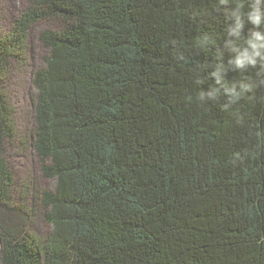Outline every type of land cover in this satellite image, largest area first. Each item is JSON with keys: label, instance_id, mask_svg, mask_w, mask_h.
Listing matches in <instances>:
<instances>
[{"label": "trees", "instance_id": "trees-1", "mask_svg": "<svg viewBox=\"0 0 264 264\" xmlns=\"http://www.w3.org/2000/svg\"><path fill=\"white\" fill-rule=\"evenodd\" d=\"M0 32V264H264V0H25ZM40 236L4 80L31 28Z\"/></svg>", "mask_w": 264, "mask_h": 264}, {"label": "rangeland", "instance_id": "rangeland-1", "mask_svg": "<svg viewBox=\"0 0 264 264\" xmlns=\"http://www.w3.org/2000/svg\"><path fill=\"white\" fill-rule=\"evenodd\" d=\"M26 6L25 0H0V32L9 29ZM49 28H56V24L40 21L31 28L25 57L11 63L4 80L16 127L14 139L6 146L9 167L15 175L14 195L19 204L28 208L33 218L31 229L40 236L48 231L49 225L40 217L36 197L44 189H54L55 182L42 175L40 162L31 145L35 127L33 78L34 73L45 65L48 50L41 43L40 34Z\"/></svg>", "mask_w": 264, "mask_h": 264}, {"label": "clouds", "instance_id": "clouds-1", "mask_svg": "<svg viewBox=\"0 0 264 264\" xmlns=\"http://www.w3.org/2000/svg\"><path fill=\"white\" fill-rule=\"evenodd\" d=\"M261 17H264V12L260 9H254L252 13H249V19L254 23L258 24L261 22Z\"/></svg>", "mask_w": 264, "mask_h": 264}]
</instances>
